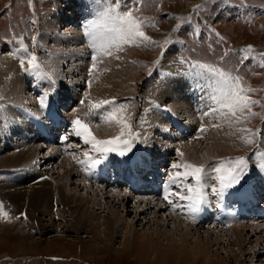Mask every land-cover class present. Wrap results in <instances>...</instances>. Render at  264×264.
Masks as SVG:
<instances>
[{"label": "rangeland", "instance_id": "rangeland-1", "mask_svg": "<svg viewBox=\"0 0 264 264\" xmlns=\"http://www.w3.org/2000/svg\"><path fill=\"white\" fill-rule=\"evenodd\" d=\"M190 1H195V0H142L141 2L142 4L138 8L137 6L133 7L131 10L138 18V21L142 23L141 31H143L144 34L148 38H150V41H155V43H151L149 40H141V39H137L135 42H133L132 47L130 48L129 46L128 49H131L132 51V56H131L132 58L129 62L132 64L130 66L132 70L130 71L133 72L132 76L134 77V80L126 81L125 84H121L120 81H118L119 83L118 85H112V84L107 85L105 91L104 90L99 91L104 93H98V96L96 95L94 97L99 98V97H105L107 95L117 96L118 94H124L125 96L133 97L132 99L126 98V101H124L121 104L120 106L121 108L119 107L120 108L119 110H123L125 112L124 117L128 115L127 117L129 118L125 121L126 125L123 124L125 130L123 131V134L129 131L130 123L128 122H130L133 119V112L138 108L139 106L138 104H142L143 105L142 111L145 119H147L145 120V122L149 121L147 127L145 126L141 127V129H143L142 132L145 133L143 140L144 141L147 139L148 141L152 139L158 140L160 138V135H164V134H161L160 132L157 131V129H155L154 123L159 121L161 116L156 114L157 112L155 110H152L153 120H149L148 117L145 115V105L150 98L148 87L150 86L151 83L150 80L145 82L144 80L146 76L145 73L147 69L151 67L154 61L155 62L158 61V56L162 51V48H164L165 45L164 43L166 39L171 36H173L174 38L181 36L185 39L186 51L179 54L181 55L189 54L194 60L199 59L202 60L203 62H207V63L210 62L211 64H216L217 66L220 67L222 66L225 69L230 70L231 72L236 71V73L239 76L241 73V78L243 77L242 84H243V88L245 89L244 93H246L245 95L250 100L257 102L251 106L250 111L249 110H245L244 112L238 111L235 113V115L231 114V112L227 113L229 115L225 116L226 117L225 118L226 120L224 119L225 127L221 128L223 125L222 126L218 125L219 127L216 125L218 127V130H220V132H224L226 135L230 137L231 143H229V146L231 147L230 150L231 153H226L225 155H233L232 158L234 159L240 153L245 151L248 145L251 144L250 138L252 135H251V130L247 128L248 126L254 128L256 125H258V123L261 122L262 125L260 131L262 137L261 144L264 145V126H263L264 114L262 117H259L258 115L260 114L262 109L264 112V11L255 14L253 16L254 20L244 23L240 21H235L233 18L230 19V17L223 16L224 9L221 5L222 3L225 2L222 0H201L199 4H196L192 8H189L188 2ZM233 1H240V2L244 1L248 3L261 5V9H264V0H233ZM71 3H72L71 0H67L65 6L61 7L59 11L56 12L57 5L55 0H0V36L1 35L11 36V34H13L14 32L15 33L21 32L24 33L23 38L25 42H33V38H32L33 35L32 30H33L34 33L36 34V40H35L36 49H38V51H36V57L39 60L42 58L43 55L46 56V51L43 53L41 49V47L44 48L43 47L44 45L50 47H52V45L63 46L60 42L56 44L54 40H52L54 33L56 32L62 33V30H64L66 27L72 29L74 26H76V17L66 15V13L70 12L71 10ZM124 3L131 4L132 0L130 3L129 0H124ZM197 6L200 7L197 8ZM187 8H189V10H187ZM30 9H32L36 13L30 11ZM129 10L130 9L125 6H121L119 9L120 12H128ZM30 15L34 16L35 18L33 23H29L31 21L27 19V16ZM65 16H67L65 18L66 20L64 19L60 20ZM43 20L51 21L52 23V26H50L49 28H45L47 29L46 31L48 32L50 37H48L47 34L43 36L44 29L40 28L41 30L40 31L37 27V25H39ZM196 20L199 21L206 20L215 26V29L211 37L206 39L204 36L205 35L204 31L203 29H201L198 39H194L196 31L192 28L193 26L192 23L193 21ZM56 23L58 24L61 23L64 25V27L61 28L57 25L58 26L57 28ZM1 38L2 36L0 37V96L4 97L3 100L4 102L2 103V107H0V110L5 105H7L5 101L11 100L12 97L17 95L16 93H14L15 95L13 94V89H14L13 87L14 84L17 83L16 81L18 80V76L20 75L15 65L14 59L8 53L9 48H7V46L2 47L3 42ZM116 42L119 45L122 44V42L119 41L118 38ZM182 42L184 43V41ZM247 43L252 45L253 50L257 52L261 51L260 56L262 58V63L254 59L252 56L245 54V52L243 56L244 57L246 56L247 59H245L244 62L241 63V59L243 57H240L241 59H239V57L237 56L236 52L233 50L232 47H236V48L238 47L239 49L241 46H244ZM82 47L84 46L82 45ZM169 49L170 47H168L162 53V58L168 51L170 52ZM178 51L179 50H176V53L174 54H178ZM174 54L172 55L173 58L171 60H169L168 57L167 58L168 60H165V62L161 61V63H164L165 69L169 70L172 69L171 67L174 68L176 67L177 63L176 64L174 63V61L176 60V59L174 60V57L176 55ZM40 55H42L41 58ZM55 56L57 55H54V57ZM222 56L224 57L223 60L220 59ZM41 60L42 62L47 63V59L45 57L42 58ZM89 60L91 63L92 62L91 58H88L87 60L84 59V62H86V64H84V68L86 67V65L89 66L91 65L88 63ZM101 61L102 60L99 61V64L101 63ZM10 64L12 65L11 68L8 67L10 66ZM42 65L43 64L41 63V66ZM91 67L93 66L91 65ZM91 67L88 68L89 71L92 70ZM79 70L80 69L75 71L74 73L75 77L78 76L77 72H79ZM169 71L171 72V70ZM99 72L100 70L97 71V74ZM81 73L86 74L89 77L91 75V73L89 75V72L85 70L83 71L81 70ZM103 73L107 74V72L105 71ZM233 75L236 76L235 74ZM89 77H87L88 78L87 83L83 86L84 88L83 89L81 88L82 91L81 90L78 91L77 95L83 93L85 95H88V93H86L87 92L86 89H88L89 86L88 83H91ZM117 77L119 76L116 75L115 78ZM77 80L78 79H76V81ZM113 80L114 82L117 81L115 79ZM96 83L98 84V80L96 82L93 81V85H96ZM47 85L49 86V84ZM42 86L43 88H46V85H42ZM249 89H251V91H248ZM24 93H27L25 89H24ZM158 95L160 96L161 94ZM88 96L91 95L89 94ZM24 97L26 99L27 105L29 106V104L32 103V98L34 99V96H32L31 94H24ZM26 102H24L25 108H27ZM162 102L156 101V103L158 104H164V99ZM72 105L74 107H76V105L78 106V104L75 105L72 104ZM73 106L71 107V109L73 108ZM80 106H82L81 108H87V106L85 105H80ZM68 107L69 106H67V108ZM180 109L182 110L181 115L182 116L184 115L183 117L182 116L181 117L182 118L186 117L185 121L188 120L187 117L191 121L194 119V117L192 116L193 112L191 110V106L185 108L183 107ZM119 110L117 111L115 108L113 113H114L115 121L118 120L120 123L121 122L120 118H122V116L120 115ZM201 111H198L199 118L202 117ZM86 116L90 117L87 114ZM92 117L93 116H91L90 118ZM221 118L222 117H217L215 118V121H217V123L220 124ZM212 119H214V117ZM162 120L164 119L162 118ZM258 120H260V122H258ZM1 121L2 123H5L4 120L1 119ZM1 121H0V127H1ZM104 121L105 120L100 119L96 122L93 121L92 118V122L89 121L87 123L88 124L91 123V125H95L96 123H99V131L98 132L96 131V134L100 132V135H102L103 133H105V135H109L110 133L112 134V136H116V137L121 136L120 134L114 135L118 131V130L114 131V128L111 129L112 131L110 130L109 132H107L106 128H108V124H107L108 121L105 123ZM23 122L27 125L26 129L25 128L22 129L21 132H23V134L20 133L22 134L21 137L18 132H17L18 134L16 135V137L17 136L20 137V141H26L32 135V133H30L28 129L27 122L25 121ZM164 122L168 124L166 120H164ZM213 124H216V122H214ZM149 125H152V129H150ZM118 128H120V125L118 126ZM203 130L205 131L201 132V134H198L199 136L198 135L196 136L197 140H195L192 143H188L189 140L187 139V137L185 139L182 137L183 138L181 140L182 143L179 140L180 142L179 152L183 150V146L185 145L187 146V149L191 148L194 145L193 146L194 148H191L189 152H193V154L194 153L197 154L199 156L198 158H202L206 156L208 160L211 157L212 158L219 157L215 155L216 154L215 152H213L214 149L212 148V146H214V140H209L213 138L214 135L213 131H211L209 128L208 129L203 128ZM5 134L6 133H2V135L0 136V143L4 144V140L7 138V135ZM4 135L5 137H3ZM110 136H105V138L107 139ZM11 137L12 134L9 139L12 143L9 141L10 146L7 145L8 147H11L12 144H15V142L17 143V140L12 141ZM137 137H139V135H137ZM126 138L127 136L124 137V139ZM154 143L152 142V145ZM157 143L158 142H156V144ZM167 144L168 143H165L163 146H166ZM170 144L173 145L175 143H173L172 141L170 142ZM50 145L51 146H49L48 148H45L40 151H36L38 155L34 154L32 156L31 162L35 159V165L37 169H35L34 166H32L30 161H27L26 163L27 167L35 169L36 172L41 173V174L34 173V175L36 174L46 175L48 179H51L52 181L57 182L59 184H63L65 194L67 196H72L73 194H75L81 199L82 203L87 202L89 211H91V214L96 213L95 216L97 217V220H99L100 222L103 221L104 217H109L110 219L118 218L119 220L121 219L120 221L124 220L130 226L132 225L131 229L133 232L136 233L141 232L144 233V235H146V233H151L152 235L155 236L156 228L160 226L156 225L154 219H156L157 216L165 217V214L167 213L166 211L168 209L167 207L165 209L161 207L160 209L156 210L155 207L152 206L148 209L146 208V206H144L142 202H136L133 199L122 201L123 204L122 206L119 202L116 203L114 201L105 202L103 203L104 205H100V203H102V200L100 195L96 194V192L98 193V191L92 188L91 190L89 189L87 190V188L84 187L81 181L78 179L79 177L83 178V176L81 175L77 176L75 174L72 177L66 178L65 174L63 175L62 170L67 169L68 167H70V165H72L75 168L74 158L82 154L81 152L82 149L79 148L72 149V147L69 149H64L62 148V146L55 145L53 143H51ZM159 145L161 146L160 143L158 144V147H160ZM166 148H168V146H166ZM163 149H164L163 154L167 155L169 152L173 153L170 149L169 150H166L165 148ZM13 151L14 148L8 149L4 152L0 151V156H4L5 154H8ZM173 154L176 156L175 153ZM46 155L47 157L48 155H53V157L49 159L52 160L51 162L52 164L51 163L47 164L48 162H46L47 160V157H45ZM71 157H73L72 160H70ZM61 158L62 160L59 162V159ZM172 159L174 162L176 161L175 159L177 158H172ZM42 160L45 163L44 165H42ZM178 160L182 161V158ZM66 180H70V181L66 182ZM104 189L106 191H109V193L118 195L117 192L119 191L124 192V190L127 188H125L124 186H116L114 188L109 186L107 189L106 188ZM109 193L106 192L105 196L106 195L109 196ZM136 194L138 195L135 196H138L140 198L150 197V196L155 197L153 195L146 193H140V194L136 193ZM107 200L109 199L107 198ZM156 201L160 202L161 200L159 199L153 200V202ZM107 206L109 208H106ZM57 207L55 204L53 211L56 210ZM137 208H139V210ZM140 208L142 210H140ZM2 209L3 206L2 208H0V213L2 212ZM154 210H156L155 211L156 213L155 216L152 217ZM20 216L16 212L9 211L7 215H5L4 213V216L1 215L0 217V264H166L164 261H159L158 259H154L151 256V254L150 253L148 254L146 251L144 252L138 251L137 254L140 255V258L139 257L137 258L138 255L136 254V251L134 253V251H131L128 246L127 247L124 246V244L121 242V239L119 238L120 232L113 233L111 236V240L103 239V240H96L94 242L90 233L65 230L66 224L70 223V220H67L68 218H71L70 216H64V220L61 221L60 218L58 220L57 218L52 219L50 215H42L40 216L41 218L39 219L40 221H36L34 223L35 225H32L25 217H20ZM39 222H41L43 226H39ZM50 222H52V225L49 227L48 224ZM172 222H173L172 219L169 220L167 219L162 224L161 228L165 229L166 227L165 230L171 232L172 228L170 227L174 226ZM238 222H231L228 224H236ZM247 222L257 223V225H260L259 227L260 229L258 230L256 228L255 230L252 231L250 230L249 227L244 229V232L247 233V235H249L248 237L250 239L249 241L247 240L243 241L244 247L245 246H247L246 248L248 247L250 248L251 246H252L251 248L256 247V244L253 243V241L255 242L256 240L262 241L263 242L262 244L264 245V241H263L264 222L260 221V219L257 218H253V220H247ZM178 224L179 225H177V227L179 230L184 231L188 229L187 227L184 226V223H181V221ZM32 226H34L35 229H33ZM204 228L205 227L203 228L198 227V229L196 230L192 228L191 231L194 232L193 233L194 236L199 235L202 238H204V236L206 235V232L203 230ZM216 231L217 230L215 227V230L213 229L212 232L210 233L211 239H213V237L217 233L218 234L221 233ZM227 231L229 232V234L230 232L232 233V231L230 230ZM224 233L226 236H223L224 235L223 233L222 236L228 237V234L226 232ZM247 235L245 236L246 238ZM17 241H19L18 243L22 244L21 247L16 246V244H18ZM223 243H224L223 247H226L227 244L225 242ZM220 246H222L221 242L219 243V245L217 242L216 243L212 242L210 246L207 248V251L211 256H214L217 253L218 255H223V251L221 252ZM263 249L264 247L260 246L259 251L257 250L258 252L256 253V256L252 257V259L248 258L249 254L247 253V251L243 254H241V252L239 253V251H236L235 253L238 256L240 255L241 261L235 263L234 261L230 260V257L227 256L228 259L226 258L227 260L225 264H246V263L252 264L249 261L255 260L256 259L255 257H257L258 259L264 258V252H260ZM192 263L210 264L209 261H207L206 259L205 260L203 259V261L200 262L193 261L190 262L189 264Z\"/></svg>", "mask_w": 264, "mask_h": 264}, {"label": "bare ground", "instance_id": "bare-ground-1", "mask_svg": "<svg viewBox=\"0 0 264 264\" xmlns=\"http://www.w3.org/2000/svg\"><path fill=\"white\" fill-rule=\"evenodd\" d=\"M71 1H72L71 10L70 12L66 13V15L76 17V26H74L72 29H70L69 27H66L64 30H62V33L56 32L53 34L52 40H54L56 44L60 42L63 46L52 45V47H50V46L44 45L43 46L44 48L41 47L43 53L46 51L47 57L44 55L43 56L40 55V58L41 56L42 58L45 57L47 59V63L42 62L41 60L42 58L39 60L43 64L42 65L44 67L42 69L43 72L48 75H47L46 80H42L41 78L43 77H40V78L37 77L36 78L37 82L35 81L36 82L35 84H38L39 82L42 85H46V88L49 87L47 84H53V86L56 88L58 93L61 94L62 103L66 100L68 95H72L76 90L77 92L81 90V84H79V82L76 81V79H79L80 77H82L83 79L84 75H86V74L83 75V73H81V70L88 71L89 75L91 73L90 77L89 76L88 77L92 84L88 83L89 86H88V89H86L88 95L90 94L91 96H96V95L98 96V93H104V92H99V91H102V90L105 91V88L107 85H111V84L118 85L119 84L118 81H120L121 84H125L126 81L134 80V77L132 76L133 72L130 71L132 70V68L130 67L132 64L129 62L132 58L131 57L132 51L131 49H128L129 46L130 48L132 47L133 42H125V43L122 42V44H120L118 47L115 44H111L108 47L100 49L101 51L98 52L96 59L93 60L92 56L95 53L86 52L84 47H82L83 41L80 38L81 35L79 34V30L77 27L78 15L74 9H76L77 7L76 5L80 4L79 3L80 0H71ZM55 2L57 5V6L55 5L56 12H57L59 11L61 7L65 6L67 0H55ZM200 2L201 0L190 1L188 2V6L189 8H192L196 4H199ZM189 8H187V10H189ZM87 9L88 10L92 9V6L88 5ZM67 16H65L64 18H61L60 20L62 19L66 20L65 18ZM79 18L80 20L82 19L81 14H79ZM106 24L108 28L105 29V31L103 30V32H100L99 40L97 41L98 44L107 43L109 39L117 40V37L114 38L112 36V32L110 31L111 23L106 22ZM57 25L61 28L64 27V25L61 23L59 24L56 23V26ZM50 26H52L51 21H46V20H43L39 25H37L39 30L40 28L44 29L43 36L47 34L48 37L50 36L48 32L46 31L47 29L45 28H49ZM169 47H170L169 49L170 52L168 51L162 58L163 59L162 61L164 62L165 60H168L167 59L168 57H169V60H171L173 58L172 55L174 54V52H176L175 47H173L172 45ZM54 55H57V56L54 57ZM88 58H91L92 60L91 63H90V60L88 63L91 64L92 66L95 65L91 67L92 69L91 71H89V69L86 70L85 68L82 69V66L84 67V64H86V62H84V59L87 60ZM100 60L102 61L99 64ZM8 67L11 68L12 65L10 64V66ZM171 68L172 69H169L171 70V74H167L166 72L160 74V71H157V73H154L152 76H150L151 83H150V86L148 87L150 98L145 105V115L148 117L149 120H153L152 110H154V108L152 105L156 101L162 102L164 99V105L166 106L165 108H169L175 114L179 115L180 118L184 116V115L183 116L181 115L182 110L180 108H183V107L185 108V107L190 106V104L187 101V96L183 92V89L186 86L185 82L189 80L188 75L187 74L178 75V73H175L177 65L175 68L174 67H171ZM78 69H80L79 72H77L78 76L75 77L74 73ZM99 70L100 72L97 74V71ZM104 71L107 72V74H104L103 73ZM133 71H134V68H133ZM158 74H160V76H158ZM116 75H118L119 77L115 78ZM113 79L117 81L114 82ZM97 80H98V84L96 83V85H93V81L96 82ZM16 82L17 83L14 84V87H13L14 88L13 94L16 93L17 95L14 94L15 96L12 97L11 100L17 102V104L24 105V102H26L24 94L32 95V91L30 87L26 84V81L21 74L18 76V80ZM24 89L27 91V93H24ZM158 94H161V95L159 96ZM79 95H77V97ZM118 95L122 96L124 94H118ZM73 104L75 105L77 103L75 102ZM81 107L82 106L78 104V106L76 105V107L74 108L79 109V110L88 109V107L87 108H81ZM66 110H67V107L62 112L65 113ZM88 110H84L83 112L87 111L86 114H88L90 111ZM119 111H120V115L122 116V118H120L121 122L119 123L117 122L118 120H116V121H108L107 123L108 124V128H106L107 132H109L113 128H114V131L118 130L114 135L116 134L121 135V133L125 131L123 124L126 125L125 121L127 120L128 115L124 117L125 112L123 110H119ZM222 111H225V112L217 111L209 115L207 118L203 116V111H201L202 121L204 123H207L206 127H208L214 133L213 138L209 140H214V146H212V148L214 149L213 152H215L216 153L215 155L217 156H222L223 154L225 155L226 153H231L230 152L231 147L229 146V143H231L230 137L226 135L224 132H220V130H218L219 126L217 127L216 124H213L211 126L210 122L205 119L210 120L213 117L214 119L217 117H222L221 123L218 125L220 126L223 125L221 127L223 128L225 127V124H224L226 120L225 116L228 115L227 113L229 111L226 108L222 109ZM0 112H1L0 117L5 122V123H2L0 119L1 121L0 136L2 135V133H6L5 135H7V138L4 140V144L0 143V151L4 152L8 149L14 148L13 152L5 154L4 156H0V203L3 206L2 212L0 213V217L1 215L4 216V213L13 211V212H16L19 216L23 214L20 217H25L32 225H35L34 223L36 221H40L39 219H41L40 216L42 215H50L52 219L57 218L59 220L60 218L61 221L64 220V216H70L71 218L67 219V220H70V223L66 224V227H65L66 231L72 230L74 232L81 231L84 233H90L94 242L96 240H103V239L111 240V236L113 233L120 232L119 238L121 239V242L124 244V246L126 247L128 246L131 251H134V253L136 251V254L138 251L140 252L146 251L148 254L150 253L154 259H158L159 261H164L166 264H174L175 261L178 264H189L190 262H193V261H199V262L203 261V259L204 260L206 259L207 261H209L210 264H225L226 260L228 259L227 256L230 257V260L236 263V262L241 261V257L240 255L239 256L236 255L235 253L236 251H239V253L241 252V254L247 251V253L249 254L248 258L252 259V257L256 256V253L259 251L260 246L264 247V245L262 244L263 242L257 241V240L255 242L253 241V243L256 244V247H253V248H251L252 246L250 248L249 247L246 248L247 246L244 247L243 241L250 240L248 237L249 235H247V233L244 232V229H246L247 227H249L251 231L255 230L256 228L258 230L260 229L259 228L260 225H257V223L255 222L253 223V222H247V221H240L236 224H227L226 226H217L215 224H208V223L204 224V223H200L197 221H191L186 217V215H183L180 212L182 208H180L178 211H174L169 208V205L164 204L160 198L152 197V196L140 198L138 196H135L138 194L136 193L134 194L133 192H130L128 188L125 189L124 192L119 191L117 192L118 195H114L104 189V188L106 189L108 188L104 184L97 182V181L86 180L84 177L83 178L79 177L78 179L81 181L82 185L87 188V190L88 189L91 190L92 188L98 191V193L96 192V194H99L102 200V203H100V205H104L103 203L105 202L114 201L116 203L119 202L122 206L123 205L122 201L133 199L136 202H142L144 206H146V208L148 209L152 206L155 207L156 210L160 209L161 207L164 209L166 207L168 208L166 211L167 213L165 214V217L157 216L156 219H154L156 225L160 226L156 228L155 236L152 235L151 233H146V235H144V233H141V232L139 233L133 232L131 229L132 225L130 226L127 222H125L124 220L120 221L121 219L119 220L118 218L110 219L109 217H104L103 221L100 222L99 220H97V217L95 216L96 213L91 214V211H89L87 202L82 203L81 199L75 194H73L72 196H67L65 194L63 184H59L57 182L52 181L51 179H48L46 175H38V174L34 175V173H39V174L41 173L36 172L35 169L27 167L26 166L27 161L31 162L32 156L34 154L38 155L36 151H40L45 148H48L49 146H51L50 145L51 143H48V142L44 143L40 141L41 139L35 136L34 133L31 135V137L28 140L20 141V137L23 134V132L21 131L24 128L26 129L27 125L22 120H20V118H17L18 116L14 113V109L9 107L8 104L5 105L0 110ZM205 112H208V110H206ZM185 118H182L183 122L185 121ZM187 119L188 120L185 121V123H190L191 120L188 117ZM105 122L107 121H104V123ZM148 122H145L144 124H142L141 127H144V126L147 127ZM85 123L87 124V121H85ZM119 125H120V128H118ZM167 126L168 124H166L164 120H162L161 117L159 121L154 123L155 129H157L158 132H160L161 134H164L165 136H167L170 133L175 132V130H172V128H169L167 130L166 129ZM149 127L150 129H152V125H149ZM28 129L31 132L29 126H28ZM89 130L91 131L92 135L95 138H97L98 135L105 137V133H103L102 135H100V132L96 134V131L97 132L99 131V123H96L95 125H91L89 127ZM17 132L19 133L20 137L18 136L16 137V135L18 134ZM11 134H12L11 138L13 139V141L17 140V143L15 142V144H12L11 147H8L7 139H10ZM5 135L3 137H5ZM109 135H112V134L109 133ZM164 135H160V138L158 140H153V139L150 141H148V139L145 140V143L150 147L149 152L153 158L152 159L153 162H155L154 159H156L158 155L164 153L163 148L166 149V146L168 147L170 145L172 146V144H170V142L172 141H169L168 139H166ZM104 137H101V138H104ZM183 138L185 139L186 136ZM99 139L100 138H98L97 140ZM179 140L181 142L182 139H179ZM195 140H197L196 137L193 138L192 140L189 139L188 143H192ZM152 142L153 143L155 142V143L152 145ZM156 142L158 143L156 144ZM159 143L161 144V146L159 145L160 147H158ZM165 143H168V144L166 146H163ZM193 146L191 148H194ZM152 147H154L155 149H152ZM191 148L187 149L186 145L183 146V150L180 152V154H176V156L173 153L169 152L167 154L169 156H167L166 159H170V162H173L172 158H177V159L182 158V160H184V163L186 165L187 164L189 165L191 163H203L207 161L206 156L202 158H198L199 156L197 154L195 153L193 154V152H189ZM45 157H47V155ZM52 157L53 155H48L47 160H46V162H48L47 164H50L52 162V160H49ZM72 159L73 157L70 158V160ZM61 160L62 158L59 159V162ZM31 164L32 166H35V159L31 162ZM44 164L45 163L42 160V165ZM14 170H17V174L12 177L11 171H14ZM62 171H63V175L65 174L66 178L72 177L75 174L77 176H80L82 174L81 172L80 174L79 171L77 172V170L72 165H70V167ZM69 181L70 180H66V182H69ZM106 192L109 193V196L108 195L105 196ZM107 198L109 200H107ZM155 199L156 200L159 199L161 201L153 202V200ZM55 204H56V207L57 206L58 207L56 210L53 211ZM106 208H109V207L107 206ZM137 209L139 210V208ZM140 210L142 209L140 208ZM156 210L153 211L152 217L155 216ZM177 212H180V213H177ZM167 219L173 220L172 223L174 226L170 227L172 228L171 232L168 230H165L166 227L165 229L161 228L162 224ZM180 221L181 223H184L185 227L188 228L187 230L181 231L178 229L177 225H179L178 223H180ZM51 225H52V222L48 224L49 227ZM39 226H43L41 222H39ZM198 227H202V228L205 227L203 229L206 232V235L204 236V238H202L199 235L197 236L193 235L194 232H192L191 229L194 228L196 230L198 229ZM215 227L217 230L216 232H221V233L220 234L217 233L213 237V239H211L210 233L212 232L213 229L215 230ZM32 228L35 229L34 226H32ZM227 230L232 231V233L230 232V234H233V235H230ZM224 232L228 234V237H223V236H226ZM222 233L224 234L223 236H222ZM246 235H247V238L245 237ZM18 242L19 241H17V243ZM212 242L213 243L217 242L218 245L220 242L222 243V246L220 247H221V252L223 251V255H218L217 253L214 256H211L208 253L207 248L210 246ZM223 242L227 244L226 247H223L224 245ZM18 244H16V246L21 247L22 244L21 243H18ZM260 252H264V249ZM138 257L140 258V255H138L137 258ZM255 258H254L255 260L249 261V262L252 264H264V258L263 259H258L257 257Z\"/></svg>", "mask_w": 264, "mask_h": 264}, {"label": "snow or ice", "instance_id": "snow-or-ice-1", "mask_svg": "<svg viewBox=\"0 0 264 264\" xmlns=\"http://www.w3.org/2000/svg\"><path fill=\"white\" fill-rule=\"evenodd\" d=\"M95 2L98 4L106 3L107 6L100 12L102 20L91 22L90 26L85 29V34L89 38V44L93 49V53H95L98 48L103 49L111 44H116L117 47L119 46L115 39H109L107 43H97V27L99 23L103 22L111 23L112 27L110 31L115 33V36L121 42H135L137 39L150 41V38H148L144 32L141 31L142 23L138 21V18L131 10L140 3V0H132L131 4H125L124 0H116L115 5L111 3V0H95ZM121 6L128 7L130 10L128 12H120L119 8ZM199 7L200 6H197V8ZM150 42L155 43V41ZM167 43L168 41L166 40L165 44ZM250 48L251 46H248V48L241 49L240 51L247 52ZM26 51L27 50L25 49V52ZM28 55L30 56V59L28 60L29 68L25 69V71H32L35 75L47 78L48 74L44 73L40 65L35 62L37 57L31 54ZM92 59H96L95 54H93ZM220 59L223 60L224 57L222 56ZM245 59H247L246 56L241 59V63H243ZM181 62L187 63L186 61H183V59ZM21 63L23 65L24 61L21 60ZM187 71L194 78L204 82L202 84L198 83L197 87H200L202 90L203 88L210 89L208 98L215 106L210 107L208 112H204V117L225 108L235 115L237 111H250L251 106L257 103L256 101L250 100L243 94L245 89L241 86V77L234 76L228 69L219 67L216 64L193 62L189 65ZM248 91H251V89ZM44 99V97L41 98L42 104ZM115 103V100H105L98 104H93L87 115L90 117L94 116L99 110L104 109L106 106H114ZM99 118L101 120L110 121L115 117L113 112H107L104 115H100ZM72 123L74 125V134L77 137H83L85 143L91 144L94 152L96 153V156L92 158L93 167H100L108 163L110 153H115L119 157L123 158L131 150V143L128 140L121 138L123 132L121 133V136L108 140H97L89 130L88 124L84 123L79 118L75 119ZM65 139H67V137H65ZM118 148L121 150L118 151ZM186 167L190 169V171L186 174L184 179L189 177L194 178L196 180V185L195 187L188 185V196H181L179 199L182 201L187 200L188 211L195 214L201 211V206L206 203L207 194L203 191V189L207 187L203 183L206 178L218 179L219 187H212L211 191L218 197H223L230 189L239 190V186H242L241 182L243 178L247 175L245 169L248 165L245 158L237 157L234 160H228L227 164H225L224 161H217L214 162V165H209L207 167L203 165L198 167L191 164L186 165ZM260 167L264 168V164H261ZM209 169L217 175L215 177H210L208 175ZM0 208H2V205H0ZM5 215H7V213H5Z\"/></svg>", "mask_w": 264, "mask_h": 264}]
</instances>
